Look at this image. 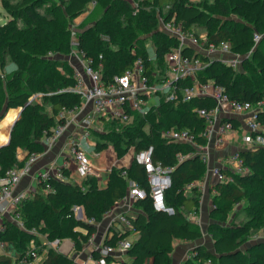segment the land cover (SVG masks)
Instances as JSON below:
<instances>
[{
    "label": "trees",
    "instance_id": "16d2710c",
    "mask_svg": "<svg viewBox=\"0 0 264 264\" xmlns=\"http://www.w3.org/2000/svg\"><path fill=\"white\" fill-rule=\"evenodd\" d=\"M51 1L1 0L12 18L0 24V118L9 108H23L12 126L9 142L0 146V175L12 166L22 165L31 152L43 150V135L64 121V118L57 117L59 111L80 106L81 95L70 89L75 85L73 68L65 58L72 49V34L76 35L78 48L85 58L96 60L101 54L104 79L123 73L137 57L142 58L148 72L163 68L164 54L176 45V41L157 29L156 9L164 19L174 17L186 30L193 31L195 25L203 26L207 43L227 40L232 50L239 53L251 49L254 32L263 34L259 42L264 39V0H201L198 3L190 0H139L136 11L125 0H60V3L48 5L43 12L39 11ZM90 1H95L90 11L99 8L101 12L91 25L75 32L70 23L85 11ZM259 42L243 60L245 69L242 72H233L229 66L213 60L198 75L199 81L213 80L223 85L230 98L239 101L254 102L262 98L264 51ZM151 48L155 53L153 59H149ZM183 52L192 54L186 48ZM8 61H12L15 68L4 73ZM202 106L212 107L213 102L197 98L182 101L180 96L174 101L161 98L145 115L134 114L131 123L106 119L103 131H92L99 139L94 142L95 151L111 145L120 158L128 150L135 154L152 145V160L173 167L171 185L165 191L166 203L174 207L173 215L155 211L148 196L135 202L137 211L132 224L138 238L127 251L133 258L130 264H140L149 257L153 258L152 264H171L175 237L196 241L202 236L198 226L187 218L189 212L198 209L199 188L195 184L186 194L177 190L187 183L202 180L206 166L197 154L178 161L177 153L188 154L194 148L168 142L162 137V131L171 127L186 128L199 144L205 145L206 139L201 135L204 120L193 111ZM13 118L10 114L3 121L9 124ZM230 121L237 124L232 119ZM17 148L26 152L22 161L17 159ZM239 156L248 172L233 174L232 181L211 186L215 192L211 195L214 208L210 215L223 218L232 205L245 201L249 220L228 228L215 224L219 233L211 237L212 251L196 244L192 258L184 264H205L207 260L211 264H264L263 240H256L247 249H242L251 234L252 224L264 229V217L257 210L264 205V147L241 150ZM60 170L66 173V170ZM122 170L147 192L143 166L135 162L133 155L127 166L110 167L104 185L98 183L95 175L88 176L81 184L70 178L61 181L48 176L45 181H38L32 196L24 197L17 205L23 228L4 218L5 228L0 231V238L11 243L20 255L25 253L30 240H34L39 248H46L42 264H71L68 255L43 244V240L67 238L73 242L76 251L80 250L96 227L77 219L73 207L80 206L86 220L99 222L126 192L127 184L120 174ZM46 182L52 185L53 191H43ZM31 229H35L36 234H32ZM126 235L127 232L113 235L105 243L111 244ZM92 255L98 256L96 252ZM111 260L107 257L108 263ZM0 264H12V260L1 254Z\"/></svg>",
    "mask_w": 264,
    "mask_h": 264
},
{
    "label": "built area",
    "instance_id": "2783aa9c",
    "mask_svg": "<svg viewBox=\"0 0 264 264\" xmlns=\"http://www.w3.org/2000/svg\"><path fill=\"white\" fill-rule=\"evenodd\" d=\"M125 1L132 5L134 11L137 10L138 4L134 0ZM94 4L95 1H90L85 12H89ZM156 17L157 29L175 39L176 45L164 54L163 68L150 72L147 71L142 58L137 57L123 73L104 79L102 78L101 54L96 60L90 57L85 58L83 51L78 48L77 39L72 34L70 54L79 56V58L77 57V64L72 65L75 85L70 89L81 95V104L73 110L59 111L57 117L64 118V121L55 124L49 133L43 135L42 140L48 148L70 125L74 126L75 132L70 136L68 144L75 162L76 178L72 180L79 184L88 176L96 175L87 153L88 138L92 131H100L106 119L116 120L122 124L131 123L134 114L145 115L152 106L158 104L161 98L174 101L180 96L182 101L197 98L210 99L213 102L212 107L202 106L193 109L197 116L204 120L205 125L201 135L206 139L205 145L199 144L195 135L186 128L171 127L162 131V137H165L168 142L183 143L194 148V151L188 154L177 153L178 161L197 154L206 166L204 177L199 180L200 184L187 183L182 189H178V192L182 191L186 194L195 184L200 190L207 179L213 180L214 183L232 181L233 174L248 172V167L243 164L239 152L244 149L264 147V96L254 102L239 101L230 98L224 91L223 85L214 83L213 80L202 82L198 79V75L202 74L204 68L213 60L232 69L241 67L243 60L250 55L262 35L254 32L251 49L246 53H239L232 50L227 40L207 43L206 34L197 35L193 31L184 29L181 22L175 21L174 17L164 19L159 12ZM184 48L191 50L192 54L184 53ZM154 57L155 53L151 48L149 59ZM151 98L156 99V102L149 104ZM230 119L237 124L233 125ZM236 139L239 140V144L235 150L225 153L218 165L209 164L207 151L209 142L213 141L216 146H225ZM93 151H95L94 144ZM152 153L153 146L148 145L133 154L135 162L143 166L147 192L136 181L129 178L125 170L121 171L120 174L127 184L126 192L120 199L124 207L114 214H111L112 207L105 212L103 217L109 216L106 229L97 241L93 239V235L89 237L88 243L92 245L93 252L98 254L96 257L92 255L93 264H108L107 257L117 261L124 260L133 243L129 236L134 231L132 219L136 216V212L133 211L132 205L137 200L148 196L155 211L167 215L175 213L174 207L167 204L165 200V191L171 185L170 172L173 167L162 166L159 161H153ZM39 155L40 152H31L22 165L12 166L0 175V231L5 228L4 218L23 228L16 208L24 197L32 196V191L25 193L14 192V190ZM94 155H98L97 151ZM48 176L65 181L61 170L54 175L47 171L40 176V179L45 181ZM81 189H83L82 186ZM53 190L52 185L46 182L43 191ZM214 192L215 189H212V193ZM73 214L77 219L94 225L96 223L91 219H85L80 206L73 207ZM192 215L193 213L189 212L187 218L192 220ZM194 222L199 224L195 219ZM30 232L36 234L35 229H31ZM125 232L128 235L117 238L111 244L105 243V240L113 235ZM42 243L54 247L57 251L60 250L61 240L58 238L44 240ZM6 245L7 241L0 238V248L3 249ZM39 247L34 240H30L25 253L19 254V261L25 264H42L46 248ZM205 264H211L210 260H207Z\"/></svg>",
    "mask_w": 264,
    "mask_h": 264
},
{
    "label": "crops",
    "instance_id": "0c3cea01",
    "mask_svg": "<svg viewBox=\"0 0 264 264\" xmlns=\"http://www.w3.org/2000/svg\"><path fill=\"white\" fill-rule=\"evenodd\" d=\"M202 34H206V33L204 32ZM77 57L79 58V56ZM77 57L73 55L72 57L73 61L69 57H65V58L69 61V64L72 66L74 64H77L78 62ZM9 111H10L9 109L6 110L4 114L2 115V117L0 118V123H1L0 124V142H2V140L7 139L6 137L8 133L6 130H4L5 127L7 126V123L6 122L2 123V122ZM15 112L16 111L14 110L13 111L14 116L16 114ZM74 129H75L74 126L70 125L62 133V135L54 142V144L48 148H46L45 142L42 140L43 150L40 152V155L38 156V158L29 167L28 171L23 175L20 182L16 185L14 192L27 193L28 191H32L36 189L40 176L45 174V172L47 171L50 172L52 175H54L58 170L63 169V170H66V173H67L66 175V173L63 174L61 171V175L64 177L65 180H68L69 178L70 179L76 178L75 171H74L75 162L69 151V144H68V140L70 136L75 132ZM88 142H89V148L87 150L88 155L90 156L93 155V157L97 159L100 154L98 153V155L95 156L94 155L95 151H93V144H91L90 141ZM238 144H239L238 139H236L232 143L225 145V146H216L213 141L209 142L208 147H207L209 164L218 165L223 159L225 153H228V152L230 153L233 150H235L238 147ZM25 154L26 152L24 150L17 148L16 156L19 161H22L24 159ZM93 167L95 169V174H96L95 176L98 178V183L100 185H104L106 178H107V173L110 170L111 166L104 170L97 169V167H95L94 165ZM195 183L198 184L199 181H196ZM213 184H214L213 180L207 179L206 182H204L203 184V188L200 187L201 196H200V201H199V206H198V211H197L198 217L197 216H194V218L191 217L192 219L191 221H194V219L197 220L199 222V226H200V220H201L200 218H203V214L205 212L204 208L210 199V195H212V189L210 188ZM123 207H124L123 203L119 201L118 203L112 206L111 214H114L117 210H120ZM132 208L134 212L137 211L135 207V203H133ZM191 213L195 214L196 212H191ZM108 217L109 216L102 217V219L99 222L95 223L96 231L92 234L94 237L93 239L95 241L99 239L102 232L106 229ZM129 238L133 242L136 241L138 238V232L134 230L133 232L130 233ZM207 239L208 240L210 239L212 243L211 237L209 235L204 237L202 233L201 238L198 239L199 241L197 240L189 241V242H193V244H191L190 246L193 247L196 244H202L204 246L207 242ZM178 240H183V239H180V238L173 239V242H172V253H171L172 264H177L180 259L182 260L183 259L182 256L187 249L186 244L184 242L181 243ZM88 242L89 241L84 243L80 250L76 251L73 247V242L70 239H67V238L62 239L60 246H59L60 248L59 252L68 255V257L72 259L71 264H93V256H92L93 248H92V245L89 244ZM211 248L213 249L212 244H211ZM211 248L209 250L212 251ZM1 254H5L9 256L12 260V264H19V263L25 264L19 261L18 252L13 247V245L9 242H7V245L5 248L3 249L0 248V255ZM174 254H176L177 256L174 257ZM132 260L133 258L130 257L128 254H126L124 260L117 261V260L112 259L108 264H124V263L130 264ZM152 260L153 258L149 257V258H146L143 261V263H140V264H151Z\"/></svg>",
    "mask_w": 264,
    "mask_h": 264
},
{
    "label": "rangeland",
    "instance_id": "374dc122",
    "mask_svg": "<svg viewBox=\"0 0 264 264\" xmlns=\"http://www.w3.org/2000/svg\"><path fill=\"white\" fill-rule=\"evenodd\" d=\"M15 1V0H13ZM139 0H134L135 3H137ZM150 1V0H148ZM193 3H198L201 0H190ZM208 1H212V0H208ZM55 3H60V0H52L51 2H49L46 5H43L41 8H39L40 12L44 11V8H46L48 5H53ZM100 9L96 8L93 11L90 12H83L80 15H78L76 18H74L71 23H70V27L76 32V31H82L84 28L88 27L89 25L92 24L93 19L99 15L100 13ZM158 10L156 9L155 13L157 14ZM232 17L234 18L235 16L232 15ZM12 18V15H10L3 7L2 2L0 0V24H5L7 21H9ZM19 24H21V22H18ZM193 31L195 34L199 35L202 33H206L205 29L203 26L200 25H195L193 26ZM261 33V32H259ZM263 35V34H261ZM76 38V35L74 36ZM71 40H72V36H71ZM147 44H150L149 40H146ZM258 44V43H257ZM260 47L262 48V50L264 51V39H262L260 42ZM59 57V56H58ZM62 56H60L61 58ZM65 57H69L72 60L73 54H68ZM73 61V60H72ZM15 68V65L13 64L12 61H8L6 62V65L4 67V73H8L9 71H11L12 69ZM244 66L239 67L238 69H233V72H242L244 70ZM156 102V99L151 98L149 100V104H153ZM17 108H9V112L7 114L6 117H9V115L11 114L12 116H14L13 111L15 110L17 113ZM5 117V118H6ZM154 117V115L152 116ZM13 120V119H12ZM12 122V121H11ZM11 122L9 124H11ZM4 123V121L2 122ZM1 124V123H0ZM7 124V126L5 127L4 130L7 131V133L9 134V128L10 125ZM147 129V127H146ZM100 131H103V127L101 126ZM7 134V137H8ZM88 140L91 142V144H94V142H96L98 139V136L95 134H91L90 137L88 138ZM97 153H99V157L97 159H95V157H93V155H88L89 159H91L92 164L97 167V169L100 170H104L106 168H109L112 165L115 166H127L129 164V162L132 159V151L128 150L126 154H124L122 157L118 158L112 148L111 145H108L106 148H104L101 151H97ZM213 203H212V196L210 195V199L207 202L205 208H204V214H203V218H200V226L199 224L195 223L194 221H191L193 224L197 225L198 228L200 230H202V233L204 235V237H206L207 235H209L210 237L212 236H217L219 231L217 228H215V224L220 223V225L224 228H228L231 226H235V225H239V224H243L244 222H247L249 220V215H247L246 211H245V207L247 206V203L245 201H241L239 204H234L231 206L230 211L226 214L225 217H221L217 214H214L213 216H211V210L214 208L213 207ZM258 212L260 214L261 217H264V205H260L258 207ZM198 211V209H197ZM196 211L195 214L192 215V217L194 218V216H197L198 212ZM198 217V216H197ZM252 231L250 236L248 237V240L246 242V245H244L242 247V249H247L248 246H251L252 243H254L256 240H263L264 241V229L261 228L260 226L256 225V224H252ZM174 239H179L177 237H175ZM181 243L184 242L186 244V251L184 252L183 256H182V260L180 259L178 261L177 264H184V262L188 259L192 258V252H193V248L194 246H190L191 244H193V242H189V241H184V240H178ZM199 241V240H197ZM199 243V242H198ZM211 240L207 239L206 244L204 245V247L206 249H210L211 248ZM212 249V248H211ZM264 249V248H263ZM211 251V250H210ZM177 255L174 254V257H176ZM172 258V256H171ZM153 262V260H152ZM143 263V261H142ZM20 264V263H19ZM152 264V263H151ZM172 264V263H171Z\"/></svg>",
    "mask_w": 264,
    "mask_h": 264
},
{
    "label": "water",
    "instance_id": "95a60500",
    "mask_svg": "<svg viewBox=\"0 0 264 264\" xmlns=\"http://www.w3.org/2000/svg\"><path fill=\"white\" fill-rule=\"evenodd\" d=\"M22 108H23V107H18V108H17V113L15 114V116H14V118H13L11 124H10L9 134H8L7 140L4 141V142H2V143H0V146H2V145H4V144H6V143L9 142V140H10V133H11L12 126L14 125V123L16 122V120L18 119V117H19V115H20V112H21ZM4 116H5V115H4Z\"/></svg>",
    "mask_w": 264,
    "mask_h": 264
}]
</instances>
